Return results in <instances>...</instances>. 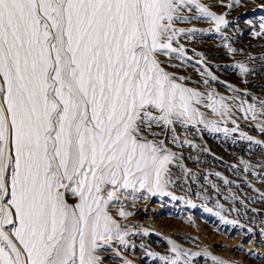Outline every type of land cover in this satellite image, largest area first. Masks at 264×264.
<instances>
[{
	"label": "snow or ice",
	"instance_id": "6c2138e0",
	"mask_svg": "<svg viewBox=\"0 0 264 264\" xmlns=\"http://www.w3.org/2000/svg\"><path fill=\"white\" fill-rule=\"evenodd\" d=\"M185 2L0 0V264H102L123 243L109 202L159 187L169 157L147 136L198 95L154 58Z\"/></svg>",
	"mask_w": 264,
	"mask_h": 264
},
{
	"label": "bare ground",
	"instance_id": "6f19581e",
	"mask_svg": "<svg viewBox=\"0 0 264 264\" xmlns=\"http://www.w3.org/2000/svg\"><path fill=\"white\" fill-rule=\"evenodd\" d=\"M197 4L223 16L226 23L217 26L215 19L201 14ZM177 17L164 37L170 48L157 50L160 67L186 89L216 91L220 97L264 111V0H239L238 4L236 0L185 2ZM171 120L174 127L171 123L153 125L155 135L147 138L172 151L169 171L174 173V186L197 201L223 208L226 216L213 220L216 228L264 241L262 129L249 121L209 124L186 116ZM148 197L155 198L150 193ZM164 198L170 203L177 201L171 195ZM132 225H128L132 230L126 240L131 249L139 253L161 248V234L153 230L145 233L140 223ZM172 233L175 241L196 248L199 263L222 264L198 250L197 237L184 230ZM98 254L102 264H123L114 247L101 243ZM228 254L229 260L234 257Z\"/></svg>",
	"mask_w": 264,
	"mask_h": 264
},
{
	"label": "rangeland",
	"instance_id": "374dc122",
	"mask_svg": "<svg viewBox=\"0 0 264 264\" xmlns=\"http://www.w3.org/2000/svg\"><path fill=\"white\" fill-rule=\"evenodd\" d=\"M154 58L159 64L158 52L154 53ZM162 69L165 71L164 68ZM165 72L167 73V71ZM174 81L181 85L177 80ZM193 89L189 90L198 95L193 97L190 102V113L185 115L187 118L202 120L209 124L219 121L226 123L249 121L250 124L262 129L261 135L264 141V111L259 108L257 110L244 102L230 100L223 95L220 97L217 94L219 92L216 91L209 92L198 87L195 88L196 90ZM171 125L173 127L176 125L173 120H171ZM147 139L155 141L151 138ZM164 150L166 151L160 154L168 155L170 161L172 151L170 152L169 148ZM169 161L160 178L159 187L156 186V176L153 173L145 181L143 187L137 182L134 188L129 187L116 193V198L110 201L107 206V212L118 225L123 243L120 238L115 237L110 241H102L101 243L116 248L124 259L123 264H170L172 261H177L178 264H198L197 256L194 253L196 248L185 247L181 242L172 239L174 230H184L199 239L200 247L198 250L203 251L208 258L222 264H241L245 261L246 264H264V241L252 239L250 235H237L227 228H216L213 220L215 218L219 220L222 219V216H226L223 208L197 201L190 195L182 194L174 186V173L169 171ZM137 175L140 174L137 173ZM108 188L111 190V186ZM145 191L153 194L155 198L149 199L148 193H144ZM142 192L143 194H141ZM103 195L107 197V192ZM166 195L177 197V201L170 203L165 200ZM65 198L69 204L75 203L77 200L70 193H66ZM121 212L125 215L121 216ZM131 223L133 225L140 223L142 226L140 228L145 233L153 230L161 234L164 239L160 244L161 248L140 251L142 254L138 253L139 250L131 249L126 242L129 232L132 230L128 226ZM135 226L137 227V225ZM184 253L191 255L186 256ZM228 253L234 256L231 257V261L227 257L230 256ZM232 261L233 263H231Z\"/></svg>",
	"mask_w": 264,
	"mask_h": 264
}]
</instances>
